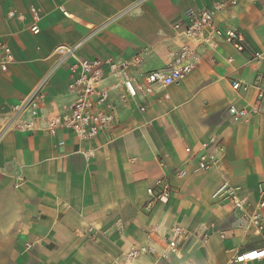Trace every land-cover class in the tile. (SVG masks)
I'll list each match as a JSON object with an SVG mask.
<instances>
[{
    "label": "crops",
    "instance_id": "obj_1",
    "mask_svg": "<svg viewBox=\"0 0 264 264\" xmlns=\"http://www.w3.org/2000/svg\"><path fill=\"white\" fill-rule=\"evenodd\" d=\"M214 1L0 0V43L14 56L6 70L0 65V108L33 90L53 65L57 45L84 37V58L118 61L140 54L130 74L144 86L136 99L112 92L115 125L91 141L65 129L56 135L0 132V264H115L132 247L152 248L138 260L152 264H227L235 253L264 246L247 221L264 200V100L253 86L264 59L249 61L264 52V0H241L215 18L216 26L239 30L245 51L214 38L213 45L199 46V63L179 83L148 88L144 80L179 50L175 25H186L189 10ZM32 6L42 17L38 34L30 29ZM211 36L207 29L204 37ZM235 80L249 87L237 90ZM68 82L62 66L47 86L49 109L75 100ZM231 106L259 110L235 121ZM212 137L223 141L225 154L199 171L196 155ZM87 150L95 156L87 157ZM160 176L169 177L175 193L169 204L146 213L147 188ZM225 182L245 199L242 210L212 197ZM259 213L264 223V208ZM177 227L185 237L173 252L166 246Z\"/></svg>",
    "mask_w": 264,
    "mask_h": 264
},
{
    "label": "built area",
    "instance_id": "obj_2",
    "mask_svg": "<svg viewBox=\"0 0 264 264\" xmlns=\"http://www.w3.org/2000/svg\"><path fill=\"white\" fill-rule=\"evenodd\" d=\"M63 1V0H60ZM241 0H215L209 8L200 10H189V20L186 25H175V32L181 37L182 43L179 50L174 54L171 63L160 70L148 73L144 80L149 88L152 85L167 87L179 83L190 74L199 63V46L202 43L214 44V38H220L232 44L238 51L243 52L247 46L243 35L237 28L220 27L215 25V18L220 11L235 8ZM59 9L68 15L65 7L60 4ZM32 22L30 29L34 34L41 31V15L35 6L30 7ZM8 15L24 19L22 13L9 10ZM207 29H211L212 36L204 37ZM88 37H84L74 43L57 45L52 53L55 61L39 80L33 90L19 102L9 107L0 108V132L35 133L45 132L56 135L61 130H69L81 141H91L102 133L108 132L116 122L114 105L111 94L117 92L121 100L136 99L143 91V84L136 82L130 70L134 64L141 62L140 54L131 60H114L112 58L88 59L81 56L80 52ZM0 54L2 55L0 65L6 70L14 60L11 48L0 43ZM264 59V52H255L251 61ZM231 61V59H229ZM62 66L69 70L68 88L76 95L75 100L69 104L51 106L49 109V98L47 86L50 79ZM258 91V101L264 100V71L259 73L253 83ZM233 87L237 90L247 89L249 85L241 80L233 81ZM142 111L145 106H141ZM259 107L237 108L231 106L229 111L235 121L248 118ZM186 150L191 152V148ZM225 144L221 139L215 137L201 143V149L196 155V168L199 171H208L219 163L225 154ZM84 154L93 158L94 150H87ZM185 171H179L183 175ZM175 187L167 176L154 179L147 188L149 198L144 204V211L149 213L159 205H167L175 193ZM259 193L264 196V182L259 185ZM215 199H229L233 202L235 209L242 210L245 199L239 195L238 189L223 183L213 194ZM264 208V200L258 204V210L248 216V226L261 235L264 239V223L259 210ZM185 237L184 231L177 227L167 241V250L176 251L180 240ZM224 238L225 235L222 234ZM30 247V244H27ZM152 248L132 247L124 256L122 263L135 264L142 255L148 253ZM256 261H264V246L248 249L235 253L227 264H248Z\"/></svg>",
    "mask_w": 264,
    "mask_h": 264
},
{
    "label": "rangeland",
    "instance_id": "obj_3",
    "mask_svg": "<svg viewBox=\"0 0 264 264\" xmlns=\"http://www.w3.org/2000/svg\"><path fill=\"white\" fill-rule=\"evenodd\" d=\"M121 259V258H120ZM139 263H136V264H152L154 261H150L148 260L147 258L145 259H141L140 261H138ZM111 264V263H110ZM163 264H166V263H163ZM168 264V263H167Z\"/></svg>",
    "mask_w": 264,
    "mask_h": 264
}]
</instances>
